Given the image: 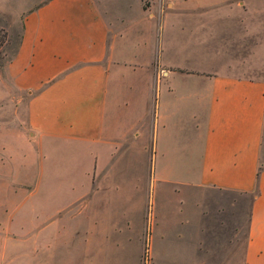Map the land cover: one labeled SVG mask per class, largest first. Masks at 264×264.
Here are the masks:
<instances>
[{
	"label": "rangeland",
	"instance_id": "obj_1",
	"mask_svg": "<svg viewBox=\"0 0 264 264\" xmlns=\"http://www.w3.org/2000/svg\"><path fill=\"white\" fill-rule=\"evenodd\" d=\"M47 1L0 0V30L7 40L0 48V224L38 219L42 227L53 225L54 244H122L120 260L125 264H136L139 244H149L148 264H242L252 195L187 185L196 172L193 124L200 115L194 96L200 89L194 77L174 72L161 79L157 115H145L137 125L141 138L129 128L141 109L133 103L122 105L118 119L123 117V123L117 120L120 126H113L110 135L127 130V143L134 149L114 160L104 145L87 148L31 136L28 96L14 89L8 66L19 47L25 17ZM96 1L111 24V37L117 34L121 61L146 63L162 26L165 66L223 71L264 82L263 21L236 26L217 22V39L208 41L199 30L204 23H197L215 8L162 16L158 12L202 8L219 0ZM232 1L251 3L257 9L264 6V0ZM141 8L154 10L157 17ZM122 79L126 84H144V77L130 72ZM155 117L162 129L156 130ZM91 152L97 156L98 170ZM259 167H264V122ZM97 177L104 187L96 183ZM16 209L15 217H9ZM64 254V247L57 249L55 261H63Z\"/></svg>",
	"mask_w": 264,
	"mask_h": 264
},
{
	"label": "crops",
	"instance_id": "obj_2",
	"mask_svg": "<svg viewBox=\"0 0 264 264\" xmlns=\"http://www.w3.org/2000/svg\"><path fill=\"white\" fill-rule=\"evenodd\" d=\"M224 1L202 8L161 9L158 13L162 16L215 8L212 15L199 17L205 21L196 22L204 23L199 30L208 41L217 39V22L232 26L244 21L263 24L264 6L257 9L247 2ZM97 5L96 0H48L25 17L8 72L14 89L28 96L26 121L31 136L44 142L80 143L87 148L104 145L114 160L118 154L134 149L127 143V130L110 135L113 126H120L117 120L123 123V117L118 119L122 105L133 103L141 109V116L132 118L129 127L136 131L134 137L141 138L137 125L145 115H157V84L161 79L174 72L194 77L200 89L194 95L200 115L193 124L196 172L187 185L252 195L242 264H264V167H259L264 82L224 75L223 71L195 72L165 66L161 57L167 42L162 39V26L146 63L121 61L120 51L116 52L117 34L111 37V24ZM142 11L157 17L154 10ZM126 72L144 77L143 86L124 83ZM154 119L156 130L157 126L162 129L160 118ZM90 156L91 160L94 156L97 169V156L92 152ZM17 211L9 217H15ZM13 223L14 219H9L0 224V264H125L120 260L122 244H54L53 225L42 227L38 219ZM88 241L86 233L84 242ZM60 247L65 249L64 259L56 262ZM149 251V244H139L136 264H141Z\"/></svg>",
	"mask_w": 264,
	"mask_h": 264
},
{
	"label": "trees",
	"instance_id": "obj_3",
	"mask_svg": "<svg viewBox=\"0 0 264 264\" xmlns=\"http://www.w3.org/2000/svg\"><path fill=\"white\" fill-rule=\"evenodd\" d=\"M6 41V33L0 30V48L6 43Z\"/></svg>",
	"mask_w": 264,
	"mask_h": 264
},
{
	"label": "built area",
	"instance_id": "obj_4",
	"mask_svg": "<svg viewBox=\"0 0 264 264\" xmlns=\"http://www.w3.org/2000/svg\"><path fill=\"white\" fill-rule=\"evenodd\" d=\"M149 254L146 252V254L143 257L142 264H148L149 263Z\"/></svg>",
	"mask_w": 264,
	"mask_h": 264
}]
</instances>
